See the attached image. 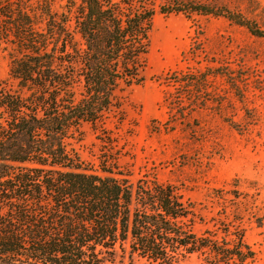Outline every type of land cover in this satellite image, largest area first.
<instances>
[{"label":"trees","instance_id":"trees-1","mask_svg":"<svg viewBox=\"0 0 264 264\" xmlns=\"http://www.w3.org/2000/svg\"><path fill=\"white\" fill-rule=\"evenodd\" d=\"M123 2L66 0L54 11L49 0H0V47L8 49L15 81L0 82V264H114L125 256L175 264L192 253L202 264L254 258L242 227L216 221L220 227L198 234L194 219L202 218L175 185L132 181L120 167L102 123L120 107V91L147 80L156 14L148 0ZM191 10L217 14L204 5ZM228 17L261 35L245 18ZM222 74L239 88L230 71ZM84 124L101 128L97 163L75 146Z\"/></svg>","mask_w":264,"mask_h":264},{"label":"rangeland","instance_id":"rangeland-1","mask_svg":"<svg viewBox=\"0 0 264 264\" xmlns=\"http://www.w3.org/2000/svg\"><path fill=\"white\" fill-rule=\"evenodd\" d=\"M122 1L129 7L130 0ZM149 1L156 14L147 80L118 93L121 105L104 118V135L115 139L119 165L132 181L146 177L179 189L202 218L194 219L196 233L220 227L216 221L230 230L239 225L254 253L245 264H264V0ZM65 2L49 0L54 11ZM194 5L217 14L194 12ZM9 63L8 49L0 47V82L15 87ZM227 71L240 80L237 90L223 76ZM82 129L75 146L97 163L101 128ZM202 259L192 253L175 264ZM114 264L156 263L125 256Z\"/></svg>","mask_w":264,"mask_h":264}]
</instances>
